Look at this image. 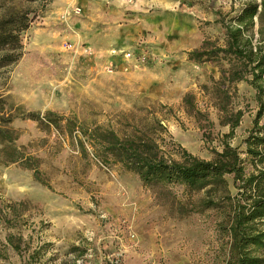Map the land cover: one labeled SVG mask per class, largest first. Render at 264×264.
<instances>
[{
  "label": "rangeland",
  "instance_id": "374dc122",
  "mask_svg": "<svg viewBox=\"0 0 264 264\" xmlns=\"http://www.w3.org/2000/svg\"><path fill=\"white\" fill-rule=\"evenodd\" d=\"M245 0H50L21 32V56L0 70L5 101L24 112L52 111L74 127L125 128L161 117L171 140L187 152L210 159L226 127L198 87L216 78L209 62L195 63L186 51L203 39L222 42L218 21ZM192 93L211 125L186 113L182 96ZM244 113L231 146L243 151L257 103L254 90L236 84L233 98ZM164 117V118H163ZM264 122V107L258 123ZM63 123V121H62ZM15 145L38 158L40 178L16 163L0 162V207L23 202L20 217L0 220V245L7 233L21 235L19 254L0 247V264H20L44 245L42 264H224L228 236L220 215L201 209V192L179 185L144 186L118 166L102 164L90 148L14 118ZM165 149H169L167 137ZM82 139V138H81ZM230 194L235 193L226 175ZM10 220V216H6Z\"/></svg>",
  "mask_w": 264,
  "mask_h": 264
},
{
  "label": "trees",
  "instance_id": "16d2710c",
  "mask_svg": "<svg viewBox=\"0 0 264 264\" xmlns=\"http://www.w3.org/2000/svg\"><path fill=\"white\" fill-rule=\"evenodd\" d=\"M47 1L50 0H0V70L21 56V32L36 16L31 4L37 3L41 8ZM218 23L223 30L220 44L203 39L197 47L186 51L188 60L212 63L218 73L216 78L209 75L207 82L198 86L216 111L218 124L227 127L221 134L220 149L213 151L210 159L199 158L172 141L161 117L151 116L147 122L142 120L119 129L107 125L80 126L78 137L73 135L76 126L52 111L40 115L17 107L12 113L0 91V162L29 169L33 179L45 185L40 178L38 158L26 153L24 146L15 145L18 135L10 124L18 117L30 119L40 127L51 125L81 146L86 143L100 163H112L134 173L144 186L179 185L189 193L201 192L198 206L215 210L220 215L217 227L228 236L224 264H264V122L258 123L264 107V0H245L231 16ZM240 81L254 90L257 103L251 127L242 139L243 151L229 143L244 113L233 103ZM181 101L186 113L197 122L212 124L207 112L196 106L192 93H185ZM162 134L168 138L169 149H165ZM226 175L232 178V195ZM22 204L18 201L1 205L0 220L8 223L21 218L17 208ZM4 240L5 245H0L3 252L8 248L20 255L21 235L7 233ZM43 253L41 245L23 256L20 264H42Z\"/></svg>",
  "mask_w": 264,
  "mask_h": 264
},
{
  "label": "crops",
  "instance_id": "0c3cea01",
  "mask_svg": "<svg viewBox=\"0 0 264 264\" xmlns=\"http://www.w3.org/2000/svg\"><path fill=\"white\" fill-rule=\"evenodd\" d=\"M226 127V126H225ZM226 131H227V127H226Z\"/></svg>",
  "mask_w": 264,
  "mask_h": 264
},
{
  "label": "built area",
  "instance_id": "2783aa9c",
  "mask_svg": "<svg viewBox=\"0 0 264 264\" xmlns=\"http://www.w3.org/2000/svg\"><path fill=\"white\" fill-rule=\"evenodd\" d=\"M90 152V151H89ZM91 154V153H90ZM92 155V154H91Z\"/></svg>",
  "mask_w": 264,
  "mask_h": 264
}]
</instances>
